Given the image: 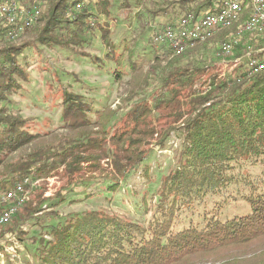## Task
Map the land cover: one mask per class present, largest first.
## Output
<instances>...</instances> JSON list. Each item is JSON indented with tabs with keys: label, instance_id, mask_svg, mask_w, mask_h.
<instances>
[{
	"label": "trees",
	"instance_id": "16d2710c",
	"mask_svg": "<svg viewBox=\"0 0 264 264\" xmlns=\"http://www.w3.org/2000/svg\"><path fill=\"white\" fill-rule=\"evenodd\" d=\"M216 1L136 0L139 33L148 30L147 17L166 19V25L175 26L180 13L216 12ZM85 2L27 0L29 6H39L32 26L16 37L7 35L8 26H0V195L28 178L37 180L64 166L70 183L97 185L94 192L108 197L128 187L139 173L149 177L150 167L145 164L149 154L154 148L165 150L175 132L182 136L180 163L162 176L156 199L143 197L149 218L101 210L63 218L58 211L44 212L53 199L36 194L0 230V250L4 251L2 240L14 235L32 253L34 264H195L221 253L239 264L263 251L264 70L253 74L242 64L221 75L211 71L204 59L186 63L190 53H201L210 44L216 43L226 55L224 44L234 40L251 11L245 10L232 26L179 55L165 46L152 47L150 68L159 74V88L152 102L144 99L135 104L114 132L109 126L117 120L116 112L106 110L107 106L98 110L83 94L60 87L55 105L61 112L58 130L64 133L43 134L40 120L11 106L12 95L31 82L29 65L22 60L27 49L50 46L101 61L89 51L95 34L90 20L96 15ZM77 3L84 6L77 9ZM99 6L110 17L109 1L99 0ZM99 29L106 58L117 63L114 75L121 80L126 75L121 71L126 56L115 50L109 25ZM249 37L240 39L233 56L242 57L248 46H254ZM150 42L157 45L153 37ZM263 54L255 56L259 63L264 62ZM129 56L130 67L141 70ZM44 138L50 143L42 144ZM105 158L110 159V167ZM253 169L262 170L263 177ZM58 198L55 204L60 205L65 199ZM5 256L7 264H15ZM253 264H264V257Z\"/></svg>",
	"mask_w": 264,
	"mask_h": 264
},
{
	"label": "rangeland",
	"instance_id": "374dc122",
	"mask_svg": "<svg viewBox=\"0 0 264 264\" xmlns=\"http://www.w3.org/2000/svg\"><path fill=\"white\" fill-rule=\"evenodd\" d=\"M23 1L27 2V0ZM108 1L111 10L110 17H106L102 13L99 0H86L85 2V7H90L96 15L95 19L100 21L94 27L95 34L91 37L92 47L89 51L98 55L101 61L96 63L90 57L79 56L66 49L50 46L32 47L25 52L27 57L22 61L24 63L27 62L29 65L31 82L26 84L24 90L20 93L12 95L11 106L22 110L25 116L36 117L40 120L38 123H40V132L43 134L50 133V135L55 137L59 133H64L58 130L61 112L59 106L55 105V102L59 99L57 94L60 87H69L73 91L83 94L98 110L107 106L106 110L110 109L116 112L113 118L117 120H115L116 122L113 121L109 126L111 132H114L115 128L122 123L124 116L135 104L144 99L152 102V96L156 89L159 88V74L153 72L150 68L154 64L152 47L167 46L169 49L171 48L168 43L166 45V42L163 41H155L157 45L152 46L150 37L154 38V35L158 33L162 19L153 21L147 17V21L150 23L149 31L147 30L145 34H140V27L136 19V13L139 11L136 0ZM73 11L74 9H71V15ZM181 16L182 13L176 18L178 19ZM106 24L109 25L112 31L115 50L123 52L126 56L123 61L126 67H121V71L125 72L126 75L121 80L114 75L117 63L106 58L108 50L102 39V32L99 29L101 25ZM250 37L252 41L254 39L255 50L257 49L260 50V53H264V38H256L254 35H250ZM256 40L259 42L255 43ZM129 55L133 56L134 61L142 67L138 72H135L130 67L128 63ZM254 55L258 56V54ZM263 55L262 58H264ZM203 59L206 61L207 67H211V71L218 72L221 75H228L236 71L239 65L246 64L247 58L245 56L238 58L233 56V54L226 56L215 43L210 44L201 53H190L188 58H186V63L191 62L194 64ZM181 137L179 132H175L165 150L159 151L154 148L149 154L150 156L145 163L150 167L149 177H142L139 173L129 180L128 187L122 186L119 192L109 194L108 197H106L108 194L94 192L97 185L86 187L87 185L81 182L74 185L73 182L70 183L71 179L64 172V166L59 167L49 176L37 180L28 178L14 187L15 189L21 186L24 192L15 204L18 209L11 216V221L22 210L24 203L31 200L36 194H41L43 200L53 199L45 204L44 212L58 211L63 218L71 216L73 213L93 210L107 211L126 217L131 216L140 220L145 217L149 218L151 214L144 211L142 199L145 194L156 199L157 193L155 191H157L163 181L162 176L168 175L173 168L179 165L182 147ZM44 139L45 141L42 140V144L50 143V139ZM108 146H110L109 143ZM151 147H154L153 143L149 146V148ZM21 153L19 152L16 157H19ZM103 161H106L108 166L110 165V159L105 158ZM252 171L263 177L262 170L253 169ZM91 192H94V194L88 196ZM58 197L65 199L60 205L55 204L57 203L56 199H59ZM15 202L16 200L14 199L8 204ZM202 209L203 207L201 206L200 211ZM56 221L57 219H54V222ZM50 222L52 221H47V223ZM27 229L28 227L25 228L26 231ZM1 245L4 251L0 250V264H7L5 254H8L15 264H34L32 253L27 251L14 235L2 240ZM262 245L264 249V241ZM259 254L261 255L258 257ZM227 256L223 253L216 254L213 255V258L209 257L195 264H235L236 259H227ZM261 257H264V250L254 255V257L245 258L249 260H240L239 264H253Z\"/></svg>",
	"mask_w": 264,
	"mask_h": 264
},
{
	"label": "built area",
	"instance_id": "2783aa9c",
	"mask_svg": "<svg viewBox=\"0 0 264 264\" xmlns=\"http://www.w3.org/2000/svg\"><path fill=\"white\" fill-rule=\"evenodd\" d=\"M260 1V12H256L254 18L249 21L247 28L238 30L234 36V40L230 44H226V56L233 54L240 39L245 35H254L264 38V0ZM216 2L224 3L223 13H213L207 11L200 15L189 13L180 17V25L168 26L166 21H161L160 30L154 36V41L175 42L176 50L179 47L187 46L190 40H197V37L202 32H210V28H213L215 22L218 20H224L234 13L236 10L235 0H217ZM83 3H77L76 8H82ZM38 5L29 6L22 0H6V8L0 9V26H8L7 35L26 29L31 26L32 20L37 15ZM100 22L98 19L92 18L90 20L91 25L96 26ZM258 43L259 41L256 40ZM167 47V46H166ZM251 54H260V50H255L253 45L248 46L247 53L244 55L246 59V66L251 73H258L264 70V62L252 63ZM24 189L21 186L16 187L14 190L0 195V229L11 221L13 210H17L15 205L22 196ZM16 200L15 203H9L12 200Z\"/></svg>",
	"mask_w": 264,
	"mask_h": 264
},
{
	"label": "bare ground",
	"instance_id": "6f19581e",
	"mask_svg": "<svg viewBox=\"0 0 264 264\" xmlns=\"http://www.w3.org/2000/svg\"><path fill=\"white\" fill-rule=\"evenodd\" d=\"M217 3H218L217 4L218 9L216 12H213V13H223L224 12V3L223 2H217ZM235 6H236V10L234 13H230V15L228 17H226L224 20L216 21L214 27L210 28V32L200 33V35L197 37V40H190L187 43V46L179 47L176 50L175 42H167L168 45L174 51L175 54H180L185 49L189 48L190 46H193L195 43L203 41V40H207L209 37L214 36L216 33H218V31H220L222 28L229 27L234 22L239 21L242 18V14H245L244 13L245 10L249 9L251 11V13L250 14L248 13L250 16L247 18H249V19L239 28V30H243L244 28H247L249 21L254 18L256 12H260V1L259 0H235ZM4 8H6V1L0 5V9H4ZM38 11H37V14L39 13ZM35 17H36V15H35ZM34 21H35V18L32 20L31 26L34 24ZM177 25H180V21H178V23L175 26H177ZM24 30L25 29L18 30L9 36L15 37L18 33H20L21 31H24ZM232 42H233V40L229 41L227 44H230ZM224 46H226V44H224ZM224 49H225V47H224ZM225 51H226V49H225ZM251 62L252 63H259L254 54H251ZM23 192L24 191H22V195H23ZM16 211L17 210H13V214Z\"/></svg>",
	"mask_w": 264,
	"mask_h": 264
}]
</instances>
